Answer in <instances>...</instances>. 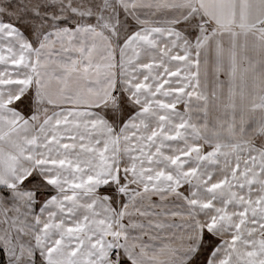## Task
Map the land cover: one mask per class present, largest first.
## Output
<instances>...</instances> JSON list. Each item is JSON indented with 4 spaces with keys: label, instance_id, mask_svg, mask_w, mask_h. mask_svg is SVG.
<instances>
[{
    "label": "snow or ice",
    "instance_id": "obj_1",
    "mask_svg": "<svg viewBox=\"0 0 264 264\" xmlns=\"http://www.w3.org/2000/svg\"><path fill=\"white\" fill-rule=\"evenodd\" d=\"M0 264H264V0H0Z\"/></svg>",
    "mask_w": 264,
    "mask_h": 264
}]
</instances>
